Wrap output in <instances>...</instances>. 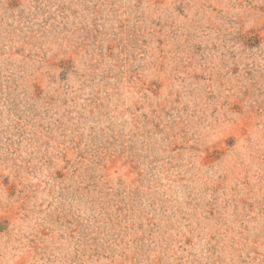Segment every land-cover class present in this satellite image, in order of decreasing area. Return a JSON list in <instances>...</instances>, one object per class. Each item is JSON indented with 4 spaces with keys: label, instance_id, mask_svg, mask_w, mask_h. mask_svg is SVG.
Wrapping results in <instances>:
<instances>
[{
    "label": "rangeland",
    "instance_id": "rangeland-1",
    "mask_svg": "<svg viewBox=\"0 0 264 264\" xmlns=\"http://www.w3.org/2000/svg\"><path fill=\"white\" fill-rule=\"evenodd\" d=\"M0 264H264V0H0Z\"/></svg>",
    "mask_w": 264,
    "mask_h": 264
}]
</instances>
